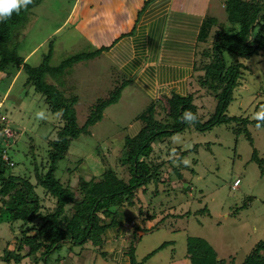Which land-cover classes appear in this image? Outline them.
Returning <instances> with one entry per match:
<instances>
[{
  "label": "trees",
  "instance_id": "1",
  "mask_svg": "<svg viewBox=\"0 0 264 264\" xmlns=\"http://www.w3.org/2000/svg\"><path fill=\"white\" fill-rule=\"evenodd\" d=\"M42 1L32 0L26 10L21 9L19 14L13 13L11 18L0 22V72L10 80L18 72L13 84L26 74L25 86L34 87L49 110L58 114L53 132L46 137L45 153L39 159L34 157L29 161L30 166L20 172L14 169L18 162L10 154V139V147L5 142L3 129L8 119L0 114L4 121L0 123V222L9 223L16 233L14 242L7 241L0 250V260L7 264H85L98 253L106 256L103 248L110 231L129 232L124 226V210L136 205L139 189L145 192L151 182H163L166 162L181 177L179 166L183 165L182 160L189 150L172 144L173 134L186 129L204 132L216 125L234 124V130L243 133L253 145L248 127L257 126L253 118L257 110L252 109L254 114L247 109L232 112L230 106L237 101L235 91L248 85L243 79L248 66L241 59H249L264 50V0H220L228 23L220 25L217 17L209 13L202 18L187 90L173 91L164 99H152L147 103L135 117L141 126L136 134L125 136L123 160L115 167L105 166L101 173L88 178L73 177L78 175L77 167H67L66 180L56 172L59 163L71 156L72 142L90 135V127L102 119L105 108L118 102L130 81L114 73V91L97 99L83 123H78L74 108L77 96L71 93V84L61 76L77 62L97 56L101 49L70 55L59 65L52 66L49 64L52 38L41 62L38 65L28 63L19 54L18 45L12 43L13 34L27 12ZM225 53L232 58L227 59ZM263 93H258L262 97L258 103L264 102ZM185 111L197 115L194 124L182 122ZM260 128L264 130V120ZM4 148L11 165L2 158ZM251 160L264 166V158L258 157L256 149ZM126 220L131 223L132 218ZM140 228L132 231L133 239L126 251L128 264H142L171 243L163 242L137 260L133 242L150 229ZM63 248H66L65 255L60 253ZM186 256L190 264H227L226 259L219 258L215 249L201 237L187 238ZM240 264H264V239L256 242Z\"/></svg>",
  "mask_w": 264,
  "mask_h": 264
},
{
  "label": "rangeland",
  "instance_id": "2",
  "mask_svg": "<svg viewBox=\"0 0 264 264\" xmlns=\"http://www.w3.org/2000/svg\"><path fill=\"white\" fill-rule=\"evenodd\" d=\"M73 3L74 0H43L27 12L14 31L12 43L18 45L19 54L26 57L28 63L41 62L52 38L49 58L52 66L59 65L70 55L91 49L75 26L64 23ZM221 5L220 0H179L178 11L186 9L184 16L180 12L174 14L182 16V19L174 18L176 31L187 35V29L193 27L194 12L200 15L205 12L203 9L225 26L228 21ZM225 54L227 59L232 56ZM241 61L248 66L243 75L248 85L235 91L238 102L234 101L230 110L247 109L254 114L252 109L259 112L264 108V102L258 103L262 100L258 93L264 92V50ZM69 69L61 78L71 84V93L77 96L75 114L82 124L92 104L114 91L116 81H111V68L96 58L77 62ZM25 78L23 73L17 79L14 88L8 90L4 107L0 108V114L6 113L7 127L13 131L9 138L10 154L18 162L14 168L18 172L28 168L34 157L39 159L45 153L46 137L53 132L58 119V114L44 103L41 93L30 84L25 86ZM9 80V76L0 72V100ZM150 101L133 84L125 87L118 102L105 108L102 119L90 127V135L72 142L71 156L59 163L57 175L66 180L69 175L66 168L77 167L78 175L73 177L88 178L101 173L105 166L115 167L123 160L125 136L136 134L141 126L135 117ZM40 113L43 115H38ZM234 128V124H221L204 132L186 129L173 134L172 144L189 150L182 160L183 165L179 166L181 177L166 162L163 182H151L145 192L139 189L136 205L124 210V226L129 232L110 231L103 248L106 256L98 253L84 263L128 264L126 251L133 239L132 231L140 226V230L150 229L140 236L137 234L139 237L133 242L137 260L161 243L171 242L142 264H190L186 256V240L190 236L205 239L227 264H240L256 242L264 239V166L251 160L255 149L258 157L264 158V130L254 125L248 127L254 142L251 145L244 134ZM236 178L240 185L233 188ZM148 215L153 217L147 218ZM126 218H132L131 223ZM15 235L9 223L0 222V250L7 241L13 243ZM60 253L65 255L66 248ZM0 264L7 263L0 260Z\"/></svg>",
  "mask_w": 264,
  "mask_h": 264
},
{
  "label": "crops",
  "instance_id": "3",
  "mask_svg": "<svg viewBox=\"0 0 264 264\" xmlns=\"http://www.w3.org/2000/svg\"><path fill=\"white\" fill-rule=\"evenodd\" d=\"M178 1L74 0L64 23L76 27L91 47L89 51L101 49L92 59L102 60L111 68V81L114 73H119L120 78L130 81L127 86L133 84L144 98L164 99L173 91L187 90L197 50V32L202 18L209 13L206 9L200 15L194 12L189 33L177 32L174 18L182 16L174 14L180 12L184 16L186 9L178 11ZM186 47L187 51L181 54ZM17 75L18 72L10 80L0 108L9 97L8 90L14 88Z\"/></svg>",
  "mask_w": 264,
  "mask_h": 264
},
{
  "label": "clouds",
  "instance_id": "4",
  "mask_svg": "<svg viewBox=\"0 0 264 264\" xmlns=\"http://www.w3.org/2000/svg\"><path fill=\"white\" fill-rule=\"evenodd\" d=\"M32 3V0H0V22H3L9 18H11L13 13L19 14L21 9L26 10L27 6ZM42 116L43 114H38ZM258 123L257 127L261 126V121L264 120V108L257 113H255L253 117ZM197 115L191 113L190 111H185L182 114L181 120L187 124H194L197 121ZM185 164H188L189 161H184Z\"/></svg>",
  "mask_w": 264,
  "mask_h": 264
},
{
  "label": "built area",
  "instance_id": "5",
  "mask_svg": "<svg viewBox=\"0 0 264 264\" xmlns=\"http://www.w3.org/2000/svg\"><path fill=\"white\" fill-rule=\"evenodd\" d=\"M3 133H4V135H5V139H6L5 142H6V144L8 145V138H10V137L13 136V131H12L9 127H5V128L3 129ZM2 158H3V160H5L6 162H8L9 165L12 164V163L10 162V160H9V156H8L7 150H6L5 148L2 150ZM239 183H240V180L237 178V179L233 182L232 187H233V188H234V187H237V186L239 185Z\"/></svg>",
  "mask_w": 264,
  "mask_h": 264
}]
</instances>
